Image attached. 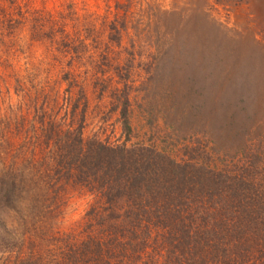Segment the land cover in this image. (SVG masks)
Returning a JSON list of instances; mask_svg holds the SVG:
<instances>
[{
	"label": "rangeland",
	"instance_id": "obj_1",
	"mask_svg": "<svg viewBox=\"0 0 264 264\" xmlns=\"http://www.w3.org/2000/svg\"><path fill=\"white\" fill-rule=\"evenodd\" d=\"M92 142L139 156L135 190L70 167ZM172 160L231 175L264 248V0H0V264H167ZM237 245L217 264L252 263Z\"/></svg>",
	"mask_w": 264,
	"mask_h": 264
},
{
	"label": "trees",
	"instance_id": "obj_2",
	"mask_svg": "<svg viewBox=\"0 0 264 264\" xmlns=\"http://www.w3.org/2000/svg\"><path fill=\"white\" fill-rule=\"evenodd\" d=\"M128 103L126 102L125 104L126 111H122L123 125L126 128L129 127L126 115V112L128 114ZM77 107L75 105V109ZM156 120L160 121L159 118ZM75 139L76 137H74L72 145L74 142L79 141V147H82L80 145L82 140L80 138ZM89 146H91V154H87L85 150L80 149L81 152L78 154L65 158V160H68L70 167L73 164V160L76 159L75 168L85 169L82 179L90 180L91 176L97 179L98 175L101 177L103 188L106 190L112 188L114 182H122L124 188L135 190L139 185V180L142 178V174L141 178L139 176L141 169V165L139 164H144V162L141 161L139 156L137 158L133 150L126 146L115 148L104 143L94 144L92 142ZM69 147L71 149V144ZM72 150L70 153H72ZM208 174L210 175L207 177ZM184 176L186 177L188 185H193L192 188L189 189L186 187L184 190L180 187L178 189L179 193L173 186L167 185V187L178 192V194L185 192L188 196L185 197L186 204L183 201H179L181 205L178 204L179 196H176L177 202L174 206L181 209L182 215L184 216L186 214L191 221V224L180 227L181 230L189 232V240L186 239L184 233L179 234L178 245L172 248L179 247L181 250L178 252L171 249L167 250V264H184L191 261L195 264H217L220 261V257L217 254L214 255L213 252L219 253L220 247L227 246L223 252L234 254L233 252L240 250L237 243L243 247L244 262L247 260L248 262L252 261L250 264H264V248L260 251L259 249L256 250V248L248 249L246 245L247 241L244 240L246 235L247 239L250 240L259 233V223H256L259 220L257 217L255 222L251 220L255 216L254 213L256 214V211L253 212L251 208L245 210V207L241 205L235 206L232 204L235 197L231 175L228 176V174L222 171L216 172L208 168L205 164L196 165L186 162V164L182 165L179 161L172 160L168 167L167 178H169L167 180L169 183L174 186H183L185 185ZM235 179H244V173L235 174ZM225 201H230L229 204L231 205H219ZM168 203V200L166 203H162V215L160 216L162 217L164 215L163 222L161 221L163 224H167L168 220L170 221V215L173 210V206ZM182 206L185 207L183 210ZM160 216L158 218H161ZM158 218L156 219L158 220ZM253 222L254 226L252 227L250 223ZM262 223L264 224V220ZM262 231L264 232V228H262ZM223 238L224 243H222ZM190 240L192 241L190 242ZM233 241L235 247L238 248L237 250H233L230 247L231 243L233 246ZM127 247L122 248L120 253L123 255V258L126 257L128 259L124 264H130L132 253L138 252V255H141V252L144 251L142 247L137 248V246H132L133 249ZM95 251V253H100L99 250ZM89 253L91 254L92 252ZM171 256H173V261L170 262ZM93 257L95 258L93 261L99 264L107 263L98 255ZM226 259L225 257L222 262L224 263Z\"/></svg>",
	"mask_w": 264,
	"mask_h": 264
}]
</instances>
